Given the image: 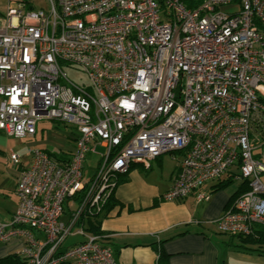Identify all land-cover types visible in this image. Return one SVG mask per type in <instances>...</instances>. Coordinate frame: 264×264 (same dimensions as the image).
Masks as SVG:
<instances>
[{
	"label": "built area",
	"instance_id": "obj_1",
	"mask_svg": "<svg viewBox=\"0 0 264 264\" xmlns=\"http://www.w3.org/2000/svg\"><path fill=\"white\" fill-rule=\"evenodd\" d=\"M48 3H9L0 19V132L33 139L49 120L76 134L64 158L11 152L18 201L0 245L18 244L27 264H114L80 220L101 211L133 165L174 152L179 170L162 201L202 203L209 182L239 178L247 190L219 232L246 237L264 224V0ZM71 66L89 84L69 80ZM90 153L98 160L86 176ZM71 234L84 240L65 247Z\"/></svg>",
	"mask_w": 264,
	"mask_h": 264
},
{
	"label": "crops",
	"instance_id": "obj_2",
	"mask_svg": "<svg viewBox=\"0 0 264 264\" xmlns=\"http://www.w3.org/2000/svg\"><path fill=\"white\" fill-rule=\"evenodd\" d=\"M163 156L153 160L148 170L136 164L130 168L115 190V206L100 221L114 264H264V256L244 251L237 237L216 228L231 197L245 182L218 192L214 191L218 182H209L204 191L210 198L201 205L194 195L182 202L162 201L179 170L181 153L170 164ZM18 170L13 182L15 202L10 211H1L0 222H7L17 207ZM19 249L18 244L0 245V258Z\"/></svg>",
	"mask_w": 264,
	"mask_h": 264
},
{
	"label": "rangeland",
	"instance_id": "obj_3",
	"mask_svg": "<svg viewBox=\"0 0 264 264\" xmlns=\"http://www.w3.org/2000/svg\"><path fill=\"white\" fill-rule=\"evenodd\" d=\"M20 1H24L25 5H22L23 3ZM9 3H13V7L15 9L21 7L23 10H29L31 8L32 10L47 11L49 8L48 0H0V13L3 16V19L6 17ZM18 5H20V7H18ZM64 73L69 80L77 85L89 84L85 74L79 71L75 66L65 68ZM75 134L76 131L72 126L49 120L39 122L37 124V134L33 139H15L12 137H7L3 132H0V213L1 211H10L12 209V204L15 202L13 182L15 178L16 167L9 160V155L11 152L24 155L30 148H39L45 150L49 154L56 156L57 158H64L68 155V152L73 147ZM99 150L101 149L99 148ZM175 157H179L178 152L164 154V162L170 164V162L173 161ZM97 160L98 157L96 155L91 153L87 155L84 163V171L86 176H90L93 173L97 164ZM233 172L238 173L234 169ZM223 178H226V176ZM261 180L264 182V174L261 176ZM240 182H242L241 179H234L232 183L228 184L219 191H224V189L228 190L230 188L232 189L233 186ZM205 202L199 204L201 205ZM65 213L66 214L62 216L60 221L66 223L68 211L66 210ZM216 228L218 230V227ZM83 240V236L71 234L67 237L64 246L70 247L76 243L82 242Z\"/></svg>",
	"mask_w": 264,
	"mask_h": 264
},
{
	"label": "trees",
	"instance_id": "obj_4",
	"mask_svg": "<svg viewBox=\"0 0 264 264\" xmlns=\"http://www.w3.org/2000/svg\"><path fill=\"white\" fill-rule=\"evenodd\" d=\"M22 2L24 3V1H22ZM2 18H3V16L0 13V19H2ZM49 155L51 157H56L52 154H49ZM123 176H125V175H123ZM123 176H121L118 179V184L114 188L112 194L108 197V199L103 204L101 211L99 213H93V212L88 213V214H86V216H84L80 220V225H83L84 231L87 234H91V235L99 237L100 238L99 241L102 245L108 246L106 244V240L108 237L101 230L100 221L102 218L107 216V214L110 212V210L115 206V200H114L115 190H116L117 186L123 182V179H122ZM233 179L234 178L226 177V178H223L222 180H218L217 181L218 183L214 186V191L223 189L228 184H230L233 181ZM246 190H247V184L245 182L241 185L240 190L231 197L229 204L232 203L235 198L240 196ZM175 202H182V200L175 201ZM237 238L241 243L240 247L244 251L256 252V253L264 256V224H259V225L255 226L253 234L246 236V237H237ZM0 264H27V260L19 252H13V253H9L8 255L0 258Z\"/></svg>",
	"mask_w": 264,
	"mask_h": 264
},
{
	"label": "bare ground",
	"instance_id": "obj_5",
	"mask_svg": "<svg viewBox=\"0 0 264 264\" xmlns=\"http://www.w3.org/2000/svg\"><path fill=\"white\" fill-rule=\"evenodd\" d=\"M20 2H22V1H20ZM23 3V2H22ZM13 4V3H12ZM193 4H194V2H193ZM22 5H25V3H23ZM31 9V8H30Z\"/></svg>",
	"mask_w": 264,
	"mask_h": 264
}]
</instances>
